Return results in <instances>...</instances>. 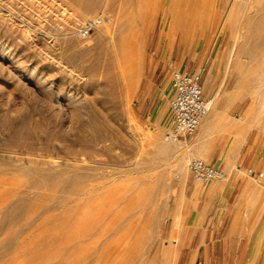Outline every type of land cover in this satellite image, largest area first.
Masks as SVG:
<instances>
[{
  "label": "rangeland",
  "instance_id": "obj_1",
  "mask_svg": "<svg viewBox=\"0 0 264 264\" xmlns=\"http://www.w3.org/2000/svg\"><path fill=\"white\" fill-rule=\"evenodd\" d=\"M232 3L246 0H98L88 7L84 0H0V264H171L165 233L178 186L199 183L187 165L204 160L190 136L154 161L171 125V71L198 72L219 90H231L243 74L237 113L264 148V76L256 78L264 48L236 55L241 11L229 10ZM105 15L121 22L117 37H136L134 81L110 54L119 41L106 36L98 44L97 26L80 35L87 20ZM177 154L186 156L180 162ZM75 172L90 179L68 194L54 177ZM119 185L143 196L125 218L135 220L132 230L125 220L113 223L114 212L97 217L100 194ZM151 214L155 228L146 223Z\"/></svg>",
  "mask_w": 264,
  "mask_h": 264
},
{
  "label": "crops",
  "instance_id": "obj_2",
  "mask_svg": "<svg viewBox=\"0 0 264 264\" xmlns=\"http://www.w3.org/2000/svg\"><path fill=\"white\" fill-rule=\"evenodd\" d=\"M201 86L214 104L189 142L226 179L178 186L164 252L171 264H264V148L237 113L242 94L211 88L206 78Z\"/></svg>",
  "mask_w": 264,
  "mask_h": 264
},
{
  "label": "bare ground",
  "instance_id": "obj_3",
  "mask_svg": "<svg viewBox=\"0 0 264 264\" xmlns=\"http://www.w3.org/2000/svg\"><path fill=\"white\" fill-rule=\"evenodd\" d=\"M98 0H84V4L88 7V6H94L97 3ZM235 3V2H234ZM81 4V3H79ZM239 9L241 11L240 13V18H238V23H237V27L233 30V41L232 44L234 43V45L236 46V55L240 56L239 54H243L246 57H253L255 56L257 53H260V51L264 48V0H246V4L238 6L237 4H230L229 6V10H234V9ZM233 13V12H232ZM237 13V12H235ZM190 16V15H189ZM195 19V18H194ZM232 21V20H231ZM199 23V22H198ZM231 24V22H228ZM190 25V24H189ZM117 26L121 27V22H117L115 21V19L113 17H110L108 15L105 16H101L100 17V21L97 24L98 30L100 31V35H99V39H98V44H103L106 41V36H109L111 38V41L117 40L119 41V45H112L113 46V51L111 54V56H113V58H117L119 59V64L122 67L123 70V74L128 76L129 79H131V81H134V79L136 78V73H137V66H134L135 64V58L137 57V52L132 51V48L134 47L135 44H132L135 40L136 37H133L132 34H130L131 36H120L117 37V34H113L115 29L117 28ZM235 26V25H234ZM169 23L166 26V30L168 31L169 28ZM172 28V27H171ZM122 29L119 28V32ZM117 31V30H116ZM127 31V30H126ZM118 33V32H117ZM124 33V32H123ZM127 33V32H126ZM138 33V32H137ZM125 34V33H124ZM137 36V35H136ZM108 38V37H107ZM186 38V37H185ZM140 40V39H139ZM110 42V40H109ZM106 44V43H105ZM218 44V40L217 38L215 40L212 41L211 43V47H210V51L209 53H213V51L216 49ZM137 47V46H136ZM111 50V49H110ZM230 53V52H229ZM108 56V55H107ZM106 56V57H107ZM98 57V56H97ZM232 57V56H231ZM230 58V57H229ZM235 58V55H234ZM237 58V57H236ZM98 59V58H97ZM96 59V60H97ZM59 62V61H58ZM112 62V61H111ZM236 62V61H233ZM108 63V62H107ZM126 64V65H125ZM63 65V64H62ZM80 65V64H79ZM67 68V67H66ZM104 68V67H103ZM107 70V69H106ZM241 74V73H240ZM84 76V75H83ZM264 76V72L263 73H259L258 76H256V78H261ZM82 77V76H81ZM83 78V77H82ZM264 78V77H263ZM242 80L244 81V76L242 74V79L237 83V85L232 89L235 90V93L240 94V90H242V88L244 87V82L242 83ZM260 80V79H259ZM262 85H264V83H262ZM264 95V94H263ZM67 100V99H66ZM212 100V98H211ZM51 102V101H50ZM213 102V101H212ZM214 103H211V106L207 112V114L205 116H207L209 114V112L212 110V106ZM262 105V104H261ZM89 107V106H88ZM50 108V107H49ZM34 111V110H33ZM94 112V111H91ZM84 115V114H83ZM54 116V115H53ZM52 116V117H53ZM204 116V117H205ZM96 125V124H95ZM86 126V125H85ZM200 126H201V122H200ZM83 127V126H82ZM20 129V128H19ZM84 133V132H83ZM157 141V140H156ZM171 143L174 144L175 148L172 147ZM158 150L160 151V156H156L154 158V161H165V155L166 153H168L171 150L174 149H178L179 147H177V142H171L169 141L168 138H164L163 140L160 139L158 141ZM205 145V143H204ZM192 150L193 147H192ZM195 151V150H194ZM193 151L190 152V154ZM163 154V155H162ZM233 154V153H232ZM158 155V154H156ZM176 155V154H175ZM178 155V154H177ZM168 156V155H167ZM186 156V154L184 155H178V159L177 160H182L183 158ZM170 158V156H169ZM167 159V158H166ZM188 159V158H187ZM180 160V162H181ZM158 161V162H159ZM162 163V162H161ZM168 163V162H167ZM166 163V165H167ZM158 164V163H157ZM169 164V163H168ZM112 165V164H111ZM150 165V164H149ZM156 165V164H155ZM75 166V165H74ZM142 165L141 163H139L138 165H136L137 168H141ZM180 166V165H179ZM182 166V164H181ZM180 166V167H181ZM91 167V166H90ZM92 167H96L95 165ZM91 167V169H92ZM112 167V166H110ZM148 167V166H146ZM69 168V167H68ZM71 168H75V167H71ZM100 168V167H99ZM115 168V167H113ZM120 169V171H125L120 167H117ZM143 168V167H142ZM185 168V166H184ZM183 168V169H184ZM78 168L77 171H79ZM84 169V168H83ZM81 169V170H83ZM98 169V167H97ZM116 169V168H115ZM85 170V169H84ZM113 170V169H112ZM118 170V169H117ZM182 170V169H181ZM40 171V170H39ZM42 171V170H41ZM44 171V170H43ZM40 172L41 174L43 173ZM57 170H55V173ZM60 171V170H59ZM71 171V169H70ZM75 171V170H73ZM104 171V169H103ZM184 171V170H183ZM38 172V171H37ZM52 172V170L50 171ZM48 172V173H50ZM64 172V169H63ZM72 172V171H71ZM80 172V171H79ZM89 172V171H88ZM96 172V171H95ZM118 172V171H116ZM47 173V174H48ZM74 173V172H73ZM76 173V172H75ZM91 173V172H90ZM106 173V172H105ZM46 174V171H44V173L42 175ZM61 174V173H60ZM97 174V172H96ZM102 174V173H100ZM111 174V173H110ZM59 175V174H58ZM106 175V174H103ZM113 176V175H112ZM40 177V176H39ZM37 178V176H36ZM57 181H59L58 183H60V185L62 186V189L64 192L66 193H71V191L75 188H77V186H79V184H84L85 181H89L90 176L86 173V172H81V173H76V175H72V176H68L64 179H57L56 176L54 177ZM53 178V179H54ZM96 178V177H95ZM157 178V177H156ZM40 179V178H39ZM43 179V178H42ZM46 180V178H44ZM38 180V179H36ZM133 180V179H132ZM155 180V179H154ZM43 181V180H42ZM113 181V180H112ZM39 182V181H38ZM135 182V181H134ZM100 183V182H97ZM124 183V182H123ZM122 183V184H123ZM161 184V183H160ZM98 185V184H97ZM96 186V185H95ZM101 186V185H100ZM159 186V185H158ZM97 187V186H96ZM99 187V186H98ZM104 187V186H103ZM80 189V188H79ZM96 189V188H95ZM103 190V188L101 189ZM128 190L129 188L126 185H119V186H111V187H107V190H104L100 195V201H98L97 203V209H98V214L97 217L101 218L104 217L110 213L114 212V216H113V220L112 222H117V221H123L125 220V218L129 217L130 212L133 210V208H141L142 206V202H143V196H137L135 197H131L128 195ZM82 191V190H81ZM82 193V192H81ZM73 195V194H72ZM70 195V196H72ZM81 195V194H80ZM152 195V194H151ZM169 195V194H168ZM69 196V195H68ZM147 197V195H146ZM145 197V198H146ZM71 199V198H70ZM73 199V198H72ZM78 199V198H77ZM67 200V199H66ZM21 201V200H20ZM71 202H73V200H71ZM17 204V203H16ZM67 204V203H66ZM69 204V203H68ZM145 204V203H144ZM76 208V207H75ZM73 209V208H72ZM13 207H8L5 209V218H10L11 216H13ZM68 210V209H67ZM138 209H136L137 211ZM154 211V210H153ZM81 212V211H80ZM135 213V212H134ZM129 214V216H127ZM157 215V213H156ZM155 215V216H156ZM127 216V217H126ZM133 216V215H132ZM154 216V214H151L150 217L148 218V222L146 219V223H148L149 226H154V224L157 222L155 221L156 217ZM12 218V217H11ZM131 218V217H129ZM140 218V217H139ZM80 221V220H79ZM81 222V221H80ZM111 222V223H112ZM74 223V222H73ZM124 223L127 224V228L129 230H132L135 227V220H128L126 219L124 221ZM82 224V223H81ZM138 224V223H137ZM155 228V226H154ZM153 228V229H154ZM152 229V228H151Z\"/></svg>",
  "mask_w": 264,
  "mask_h": 264
},
{
  "label": "built area",
  "instance_id": "obj_4",
  "mask_svg": "<svg viewBox=\"0 0 264 264\" xmlns=\"http://www.w3.org/2000/svg\"><path fill=\"white\" fill-rule=\"evenodd\" d=\"M99 21L100 17L87 20L80 29V35L82 37L87 36ZM201 82V74L198 72L171 71L170 87L173 96L169 103L171 114V125L167 133L169 141H185L194 134L202 118L207 114L212 100L203 94ZM187 167L191 177L201 184L226 179L222 169L201 159L189 161Z\"/></svg>",
  "mask_w": 264,
  "mask_h": 264
}]
</instances>
